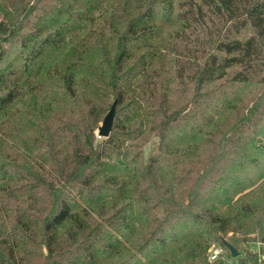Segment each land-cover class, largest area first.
Listing matches in <instances>:
<instances>
[{
	"label": "trees",
	"instance_id": "16d2710c",
	"mask_svg": "<svg viewBox=\"0 0 264 264\" xmlns=\"http://www.w3.org/2000/svg\"><path fill=\"white\" fill-rule=\"evenodd\" d=\"M105 1L0 0V264H223L214 243L264 242V77L177 70L179 18L216 0Z\"/></svg>",
	"mask_w": 264,
	"mask_h": 264
},
{
	"label": "rangeland",
	"instance_id": "374dc122",
	"mask_svg": "<svg viewBox=\"0 0 264 264\" xmlns=\"http://www.w3.org/2000/svg\"><path fill=\"white\" fill-rule=\"evenodd\" d=\"M216 2L219 10H210L203 23L179 18V22L192 23L186 30L187 37L178 43L179 76L186 79L202 74L206 79L261 80L264 77V28L254 24L251 15L264 20V0ZM108 4L106 0L103 6ZM206 70L208 72L203 73ZM148 147L147 154L154 145L151 143ZM263 168H252L250 176L254 177Z\"/></svg>",
	"mask_w": 264,
	"mask_h": 264
},
{
	"label": "built area",
	"instance_id": "2783aa9c",
	"mask_svg": "<svg viewBox=\"0 0 264 264\" xmlns=\"http://www.w3.org/2000/svg\"><path fill=\"white\" fill-rule=\"evenodd\" d=\"M243 251H239L237 257L229 256L227 250L221 243H214L208 250L207 258L210 263L223 262V264H241V260L247 259V250L257 256L258 264L264 263V242L256 239L254 241H248L242 245ZM232 255V254H231ZM254 264V263H253Z\"/></svg>",
	"mask_w": 264,
	"mask_h": 264
},
{
	"label": "water",
	"instance_id": "95a60500",
	"mask_svg": "<svg viewBox=\"0 0 264 264\" xmlns=\"http://www.w3.org/2000/svg\"><path fill=\"white\" fill-rule=\"evenodd\" d=\"M116 115V102L112 105L111 109L105 115L101 125L98 128L97 136L99 138H109L113 130L114 120ZM225 245L231 251L232 256L235 258L239 255V251L231 244L225 242Z\"/></svg>",
	"mask_w": 264,
	"mask_h": 264
}]
</instances>
